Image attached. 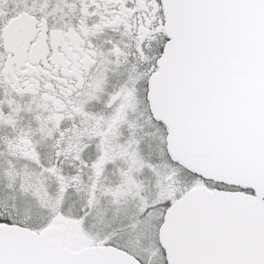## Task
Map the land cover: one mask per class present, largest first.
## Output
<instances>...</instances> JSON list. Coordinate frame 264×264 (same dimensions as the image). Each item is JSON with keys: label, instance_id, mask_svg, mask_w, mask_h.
<instances>
[{"label": "snow or ice", "instance_id": "1", "mask_svg": "<svg viewBox=\"0 0 264 264\" xmlns=\"http://www.w3.org/2000/svg\"><path fill=\"white\" fill-rule=\"evenodd\" d=\"M0 264H264V0H0Z\"/></svg>", "mask_w": 264, "mask_h": 264}]
</instances>
